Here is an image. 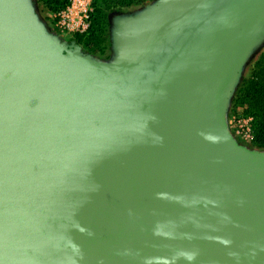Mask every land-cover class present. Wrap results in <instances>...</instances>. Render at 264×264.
I'll list each match as a JSON object with an SVG mask.
<instances>
[{"label": "water", "instance_id": "95a60500", "mask_svg": "<svg viewBox=\"0 0 264 264\" xmlns=\"http://www.w3.org/2000/svg\"><path fill=\"white\" fill-rule=\"evenodd\" d=\"M264 0H162L113 63L0 0V264H264V153L226 106Z\"/></svg>", "mask_w": 264, "mask_h": 264}, {"label": "rangeland", "instance_id": "374dc122", "mask_svg": "<svg viewBox=\"0 0 264 264\" xmlns=\"http://www.w3.org/2000/svg\"><path fill=\"white\" fill-rule=\"evenodd\" d=\"M64 0H29L32 12L40 25L46 30L47 33L56 34L60 38L66 41H73L71 36L63 34L56 27V13L57 8L62 4ZM162 0H108L105 5L101 4L102 8L106 9V27L107 34H103L104 42L100 45V48H95L93 51H89L83 47V50L90 54L93 58L100 61L102 65L113 63V31L114 23L127 18L133 17L147 12L149 9L155 7ZM264 54V40L255 52L249 57L248 61L240 72L239 79L232 95L230 96L225 112V122L229 133L236 140V142L246 148L249 151L255 153H264V150H258L254 148L253 141H248L241 138L237 133L236 120L238 118L254 117L247 113L248 107L246 106H234V101L238 95L242 85L248 80L254 71L257 69V64Z\"/></svg>", "mask_w": 264, "mask_h": 264}, {"label": "trees", "instance_id": "16d2710c", "mask_svg": "<svg viewBox=\"0 0 264 264\" xmlns=\"http://www.w3.org/2000/svg\"><path fill=\"white\" fill-rule=\"evenodd\" d=\"M56 1V0H52ZM68 0H64L57 8V12L66 6ZM95 12L93 15L92 28L89 34H75L73 40L79 45L93 51L95 48H100L104 42L103 34H107L106 27V9L102 8L101 4L105 5L108 0H94ZM100 50H102L100 48ZM234 106L248 107L247 113L254 117V148L264 150V54L257 64V69L252 76L244 82L236 99Z\"/></svg>", "mask_w": 264, "mask_h": 264}, {"label": "built area", "instance_id": "2783aa9c", "mask_svg": "<svg viewBox=\"0 0 264 264\" xmlns=\"http://www.w3.org/2000/svg\"><path fill=\"white\" fill-rule=\"evenodd\" d=\"M94 12V0H68L66 6L56 13V27L71 38L75 34H89ZM252 123L251 117L236 120L237 133L241 138L248 141L254 140L255 133Z\"/></svg>", "mask_w": 264, "mask_h": 264}]
</instances>
